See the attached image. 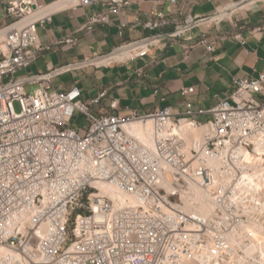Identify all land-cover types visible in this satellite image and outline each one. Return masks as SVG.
<instances>
[{
	"label": "built area",
	"instance_id": "2783aa9c",
	"mask_svg": "<svg viewBox=\"0 0 264 264\" xmlns=\"http://www.w3.org/2000/svg\"><path fill=\"white\" fill-rule=\"evenodd\" d=\"M75 2L102 8L87 31L130 6L128 0ZM0 9L9 19L0 52V264H190L206 249L227 259L229 237L260 207L243 185L264 160L256 152L264 149V72L234 78L226 98L196 112L200 119L177 117L169 107L121 116L117 100L95 114L91 107L106 93L85 103L76 87L55 91L51 79L61 69L16 77L50 49L38 39L48 19L38 16L44 8L36 0H0ZM208 20L187 18L169 34L123 44L111 54L125 50L129 56L106 64L146 57L163 39L180 38ZM169 24L160 12L140 22L149 32ZM192 92L182 89L181 95ZM75 114L84 121L79 130L70 125ZM133 121L152 123L151 145L126 133ZM183 124L205 129L197 146L182 134ZM101 184L133 203H115L100 194ZM193 188L212 204L209 216L184 210L181 196Z\"/></svg>",
	"mask_w": 264,
	"mask_h": 264
},
{
	"label": "crops",
	"instance_id": "0c3cea01",
	"mask_svg": "<svg viewBox=\"0 0 264 264\" xmlns=\"http://www.w3.org/2000/svg\"><path fill=\"white\" fill-rule=\"evenodd\" d=\"M128 1L127 9L108 14L107 24L87 31L89 18L102 11L99 5L82 7L75 0H36L44 8L38 16L48 19L38 28L39 43L50 49L16 77L61 69V74L51 79L55 91L76 87L85 103L106 93L98 105L91 107L95 114L108 112L110 102L117 100L121 116L169 107L177 117L192 113L193 118L200 119L196 112L209 110L226 98L234 78H256L264 72V1L245 6L236 12L241 13L239 16L199 23L180 38L163 39L146 57L132 62L89 63L123 44L153 34H169L187 18L209 19L220 9L244 0H177L174 5L170 0ZM156 12L168 17L170 24L151 32L144 30L140 22ZM8 24L0 9V52L5 51L4 29ZM121 24L126 27L120 36ZM207 45L213 46L212 50ZM189 88L193 92L182 96L181 90Z\"/></svg>",
	"mask_w": 264,
	"mask_h": 264
},
{
	"label": "bare ground",
	"instance_id": "6f19581e",
	"mask_svg": "<svg viewBox=\"0 0 264 264\" xmlns=\"http://www.w3.org/2000/svg\"><path fill=\"white\" fill-rule=\"evenodd\" d=\"M262 1L264 0H244L241 2H237L227 8L220 9L214 16L209 18L208 21L219 22L235 14L247 5ZM128 56L129 54L127 51L120 50L118 52L110 54L108 57L97 60L94 63L106 64L109 60H123ZM124 129L129 136L138 139L142 143L151 145L150 134L152 131V123L150 121H133L130 124L125 125ZM181 132L182 134H186L185 137L194 139L196 142L195 145L197 146V144L201 140L203 133L205 132V129L192 128L190 125L183 124L181 127ZM256 152L258 153V155H263L264 149H257ZM258 162H262V165L255 170L253 176L249 177L247 179V183L243 186L245 187V189L248 188V190L252 192L254 197L257 196L256 198L260 202V207L255 210L250 220L242 225L240 233H235L234 235L229 237V247L231 249V252L228 255L230 256L229 258L233 264H246L249 261V258H246L247 262H245L246 260L244 257L238 256L237 250L239 249L242 250L244 256L246 257H250L258 251L264 253V160ZM97 188L99 189L100 194L109 196L115 203H133V201L129 197L119 194L113 187L101 184L97 186ZM181 200L184 204V210L197 216L207 217L213 210L212 204L209 202L205 193L198 188H193L190 195H182ZM20 230H22V228ZM243 238H247L250 243L248 245H245L242 241ZM260 252V259L262 264H264V255ZM7 253H9V251L2 250L3 255ZM217 257V254L210 251L209 249H206L203 250L202 255L198 257L196 261L190 264H218L216 261Z\"/></svg>",
	"mask_w": 264,
	"mask_h": 264
},
{
	"label": "rangeland",
	"instance_id": "374dc122",
	"mask_svg": "<svg viewBox=\"0 0 264 264\" xmlns=\"http://www.w3.org/2000/svg\"><path fill=\"white\" fill-rule=\"evenodd\" d=\"M239 1H241V0H239ZM240 14L241 13H235L232 16L235 17V16H239ZM3 50H4V48H3ZM27 91L30 92L31 89L30 88H27ZM13 108H14V111L16 113L19 112V106H18L17 103H13ZM70 125H71V127L74 130H79L84 125V121L77 114H75L74 117L71 120ZM242 241L244 242L245 245H248L250 243V241L247 238H243ZM259 252L260 251L254 253L250 257H246V256H244V253L242 252L241 249L237 250L238 256L244 257L245 260H246L245 262H247V259L249 258V261H248L249 263L247 262L246 264H262L261 259H260ZM260 253H262L264 255L263 252H260ZM229 257L230 256L228 255V258L227 259H222V261H219V258L217 257L216 258V261H217L218 264H225V263L233 264Z\"/></svg>",
	"mask_w": 264,
	"mask_h": 264
}]
</instances>
